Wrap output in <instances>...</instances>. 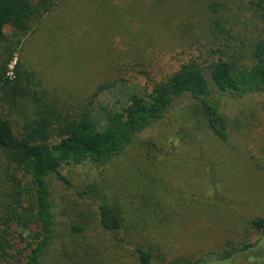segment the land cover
<instances>
[{
  "label": "rangeland",
  "instance_id": "obj_1",
  "mask_svg": "<svg viewBox=\"0 0 264 264\" xmlns=\"http://www.w3.org/2000/svg\"><path fill=\"white\" fill-rule=\"evenodd\" d=\"M4 33L0 62L11 49L10 79L18 71L62 116L84 114L105 128L133 94L145 95L187 61L251 64L264 21L248 0H55L26 33L9 25ZM0 99L17 130L31 102L9 105L1 91ZM220 111L227 143L184 95L122 155L61 165L48 177L55 237L45 263L139 264L135 248L143 247L154 264H262L264 232L250 219L264 217V93L223 95ZM5 191L1 177L3 198ZM99 201L116 212L118 231L99 225Z\"/></svg>",
  "mask_w": 264,
  "mask_h": 264
},
{
  "label": "trees",
  "instance_id": "obj_2",
  "mask_svg": "<svg viewBox=\"0 0 264 264\" xmlns=\"http://www.w3.org/2000/svg\"><path fill=\"white\" fill-rule=\"evenodd\" d=\"M55 0H0V42L5 39L4 27L15 34L26 33L33 17L47 12ZM264 21V0H248ZM0 62V91L7 104L28 100L30 114L22 119L17 130L0 99V178L8 183L9 193L0 195V264L45 263L55 237L54 210L48 177L61 165L101 163L116 158L132 144L135 136L163 118L174 101L184 95L196 100L210 131L221 141H229V131L220 111L221 96L242 97L264 93V35L255 40L251 64L240 67L235 59L218 56L205 64L187 61L164 80L154 82L145 95L133 94L129 102L116 112L109 125L99 128L86 115L62 116L44 97L41 90L20 80V73L10 79L8 65L13 51L3 49ZM59 177L68 185L70 180ZM32 182V191L24 179ZM3 193V192H2ZM89 195V190H77ZM99 225L106 230L121 228L116 212L105 202H97ZM251 225L264 232V217L254 216ZM72 231L82 228L71 226ZM245 244L241 250L250 247ZM139 264H154L148 249L136 247ZM217 254L218 259L230 258L235 252ZM264 264V260L262 261Z\"/></svg>",
  "mask_w": 264,
  "mask_h": 264
}]
</instances>
